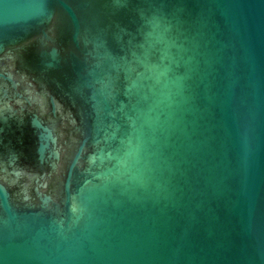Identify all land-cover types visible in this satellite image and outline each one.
Segmentation results:
<instances>
[{
  "label": "water",
  "instance_id": "water-1",
  "mask_svg": "<svg viewBox=\"0 0 264 264\" xmlns=\"http://www.w3.org/2000/svg\"><path fill=\"white\" fill-rule=\"evenodd\" d=\"M0 264H264V0H0Z\"/></svg>",
  "mask_w": 264,
  "mask_h": 264
}]
</instances>
